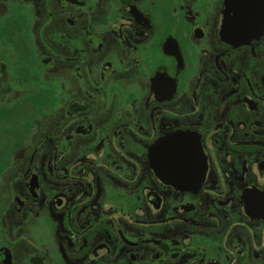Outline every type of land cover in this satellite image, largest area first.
Masks as SVG:
<instances>
[{"label": "flooded vegetation", "instance_id": "1", "mask_svg": "<svg viewBox=\"0 0 264 264\" xmlns=\"http://www.w3.org/2000/svg\"><path fill=\"white\" fill-rule=\"evenodd\" d=\"M225 3L0 0V264H264V9Z\"/></svg>", "mask_w": 264, "mask_h": 264}, {"label": "rangeland", "instance_id": "2", "mask_svg": "<svg viewBox=\"0 0 264 264\" xmlns=\"http://www.w3.org/2000/svg\"><path fill=\"white\" fill-rule=\"evenodd\" d=\"M27 15V14H26ZM24 14V10L18 11L17 8H6L3 17L0 18V42L4 43L2 47L6 46L11 49H15L18 46L17 38L19 31L22 32V38L29 31V19ZM4 23V25H2ZM21 25V30L17 29ZM16 26V27H15ZM15 28V30H14ZM14 34L12 35V33ZM29 33V32H28ZM26 34L24 39H21L25 45V48L19 47L18 50L27 49L28 42L31 41L30 35ZM16 35V37H14ZM19 39V38H18ZM14 50H10L13 52ZM8 111V110H7ZM6 111H2L0 108V171L5 164L6 154L11 153L13 146L21 142L22 132L25 130L28 118L14 117L7 115ZM10 150V151H9Z\"/></svg>", "mask_w": 264, "mask_h": 264}, {"label": "water", "instance_id": "3", "mask_svg": "<svg viewBox=\"0 0 264 264\" xmlns=\"http://www.w3.org/2000/svg\"><path fill=\"white\" fill-rule=\"evenodd\" d=\"M257 6L253 7L247 4V0H226L223 18V30L239 33V38L246 33L247 36L254 33L261 27L263 23V15L261 17L260 11L256 13ZM264 9V1L262 0V10ZM259 10V9H258ZM235 15L233 17L232 15ZM245 34V35H246ZM238 40V38H235ZM185 140L182 137H173L170 140L159 142L158 144H182Z\"/></svg>", "mask_w": 264, "mask_h": 264}]
</instances>
